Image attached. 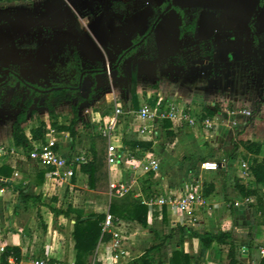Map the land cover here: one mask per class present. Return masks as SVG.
<instances>
[{
  "label": "crops",
  "instance_id": "obj_1",
  "mask_svg": "<svg viewBox=\"0 0 264 264\" xmlns=\"http://www.w3.org/2000/svg\"><path fill=\"white\" fill-rule=\"evenodd\" d=\"M106 1L38 0L0 3V27L5 25L10 28L8 33L11 44L19 42L20 38L24 37V30L34 31L36 28L41 30L37 36L32 34L31 37L28 35L24 37L27 40H24L20 46L5 49V52L11 55V64L22 67L20 73L18 72L19 75L31 84L40 85L33 70L23 69V64L26 61L29 63V61L37 60L38 52L42 48H46L49 54L51 53L49 49L52 50L55 38L58 36H45L44 29L61 30L75 23L78 29L76 28L74 33L80 37L79 30L88 28L94 14L99 10H105ZM120 1H110L111 6L106 12L108 27L114 24L109 21L110 18H114L112 14L118 13L114 9V3H127ZM183 1L185 3L175 5L178 9L174 11L179 16L183 9H191V12L197 9L202 12L211 11L217 15L214 35L216 40L212 44H209V41L198 40L199 21L195 36L190 37L206 45L204 52L212 49V58L204 52L203 56H200V49L190 54H185L187 51H184L177 65L173 63L168 65L169 59L161 66L156 60L144 59L138 64L139 82L148 75L154 81H161L162 86H157L158 82H153L156 85L147 87L145 82L143 86L136 84L135 90H133L134 84L130 89L124 90L120 84L122 80L118 76L124 77L125 69L122 75L119 74L118 69L114 70L115 79L111 74L110 82L103 83L102 74L95 70L99 69V64L105 61L89 57L81 44L74 46L65 43L59 53L62 62L64 59L61 54L73 52V47H77L80 67L81 60L84 58L88 62L92 61L95 66L90 70H84L85 72L80 75L73 67L76 63L71 53L70 68L66 66V63L63 64L67 70H75L74 79H72L74 81L77 79L78 83L63 85L50 82L48 87L53 86L52 84L79 85L78 97L65 100L59 105L53 102L54 118H51L45 106V98H42L40 101L42 107L37 116L33 119L29 116L27 123L23 125L26 134L29 135L32 127L44 122L46 139L49 127L57 130L56 136L60 141L61 156L72 160L85 156L88 160L91 158L92 134H99V128L113 115L116 105H121L123 114L118 118L116 134L121 144L127 149L130 158L141 161L152 155L160 161L159 175L149 173L153 175L149 178L147 184L149 189L147 188L146 191H143V181L148 179L149 174H143L141 170L135 174L133 167L125 160H122L117 167L110 168L108 165L110 182L108 191H95L89 188L88 176L80 170L84 162L73 166L72 179L51 177L48 169L30 160L24 148L13 144V124L23 106V103L17 104V112L9 127L8 136L5 134L6 138H4L1 136L4 132H0V169H4L5 174V176L0 175V190H3L0 191V244L18 247L22 255L20 264H33L36 260H46L49 264H69L70 262L75 264L76 251L72 237L75 222L62 215L56 216L51 207L66 210L68 206H72L85 213L106 215L110 212L114 200L127 197L141 200L143 206L147 207V227L116 216L124 223V229L129 236L127 244L131 253L130 260L143 254L146 249L161 243L165 236L171 235L172 237L167 239L161 249L163 264H172L171 259L176 251L187 254L189 264L228 263L230 245L214 242L209 249L204 250L201 239L191 232L207 236L219 232H230L239 251L244 246L239 238L240 222L243 216L247 219L252 216L249 204L254 202V199H241L236 193L235 184L241 172L239 164L241 162L251 164L256 158L244 150L242 142H261L263 147L257 158L259 161L264 159V5L260 6L261 0L254 9L249 0ZM141 3L130 6V8L133 7L132 11H124L126 15H121L123 20L119 24L118 34L123 38L124 43H131L134 37L133 32L141 30L149 21L136 27L132 24L131 16L147 4L153 6L156 14L154 4H159L160 1L141 0ZM248 11L252 12L249 16ZM118 14L120 16V13ZM162 21L158 26L162 24ZM2 38L4 37L0 35V44H6L7 42ZM185 38L179 37V40L183 41ZM158 47L160 49V45ZM177 52L179 50L176 47L174 54L177 55ZM34 54H36L35 58ZM133 60L134 56L126 61L125 66L130 67ZM174 60L175 58H171V61ZM37 62L50 68L52 60L50 64H44L38 60ZM178 69L184 71L183 75ZM169 71L172 74V79L169 81L176 83L174 87H170L172 83L167 82L168 80L163 81L164 77L170 75ZM237 72L239 81L236 80ZM248 72L249 75H247ZM126 73L129 77L130 72L126 70ZM180 99L187 103L192 115L200 119L204 118L205 113L209 111L215 114V111L209 108V103L216 100L219 101L218 110H222V103H226L228 108L238 111L248 110L253 115L251 109L254 108L258 119L251 121L252 115V118L240 116L246 125L230 128L224 122L226 117H222L223 121L215 123L210 130H206L200 122L193 127L175 125L171 122L172 127L166 129L162 122L156 121L152 123L153 131L144 140L139 132L144 124L137 115L140 107L150 103L153 106L161 104L162 108H165ZM70 102L73 106H70ZM4 105L5 103L0 107V112L3 111ZM76 112L79 119L75 126V136H72L69 131H60L59 127L70 126ZM4 143L9 144V149L2 148ZM218 155L222 156L221 159ZM205 161L218 162L222 164V169L218 172H207L201 169V164ZM135 175L139 182L137 188L122 197L112 195V183L129 182ZM188 188L204 189L205 193L208 192L206 197L209 205V211L199 215L200 219L197 223L189 227L180 225L169 209L165 208L161 217L158 211H151L144 203L152 196H158L165 191L185 192ZM259 188L264 198V184ZM262 239L258 248L264 244ZM109 241L110 239L98 244L91 264L109 263L106 261L110 254ZM245 246L250 247V259L258 261L260 257L258 248L255 249L252 245Z\"/></svg>",
  "mask_w": 264,
  "mask_h": 264
},
{
  "label": "trees",
  "instance_id": "obj_2",
  "mask_svg": "<svg viewBox=\"0 0 264 264\" xmlns=\"http://www.w3.org/2000/svg\"><path fill=\"white\" fill-rule=\"evenodd\" d=\"M123 8V5L118 4ZM264 5V0H261L260 6ZM178 9L177 6L174 7ZM182 10V9H181ZM184 11V12H183ZM181 12V24L179 26V37H194L197 28L198 21L200 18L201 10L197 9L190 15L188 9H183ZM126 13L122 14L125 16ZM73 52H64L61 54L66 66L70 68V56L73 53L74 68L81 75L85 71L81 69L79 62L80 56L77 47H73ZM153 49L154 54H156L157 46L155 43L154 34L151 35L146 41L143 49L149 50ZM205 55L213 57V50L204 52ZM135 54L127 56L118 66L119 74H123L125 63L127 60L131 59ZM155 56V55H154ZM101 72V71H99ZM11 79L0 83V107L5 103V94L9 90L10 86L17 85L19 83L20 88H25L27 92V97H18L14 105L18 103H23L21 112L18 114L16 121L13 124V144L16 147L24 148L28 156L39 144H45L46 142V124L41 122L39 126H34L30 129V134L27 135L25 127L23 126L27 123V118L30 116L31 119L35 118L42 107L40 101L45 98V106L50 112L51 118L55 117V109L53 102L57 105L64 102L65 100L78 97L79 85L75 86H63V85H53L50 87H41L38 84H31L24 80L18 72H13ZM136 84L133 85V90H135ZM93 89V87H92ZM94 92L92 91V95ZM91 98V95H90ZM79 100H81L79 98ZM77 112L75 113V118L70 124V126L59 127L60 131H69L72 136H75V126L78 122ZM208 116H212L213 112H207ZM164 128L170 129L172 123L170 121L162 122ZM244 150L251 155L256 156V158L251 163V171L254 176L253 181H240L236 180V193L237 195L245 199H254V202L249 204V208L252 211V218L255 221V225L260 227L264 226V198L260 194L259 186L264 184V159L262 161L258 160V156L261 154L263 144L261 142H242ZM108 140L100 134L94 133L91 136L90 143V155L91 158L85 161L80 170L82 173L88 176V186L90 189L95 191H108L110 187L109 182V170H108ZM0 175L5 176L4 169H0ZM153 174L148 175V179L143 181V191H146L149 182ZM147 186V187H146ZM149 189V188H148ZM207 191V190H206ZM208 192H206L207 195ZM56 216H64L65 218L75 222L73 230V240L75 242L76 258L75 264H91L94 259L95 251L98 244L101 241L109 240L111 236L103 232V222L106 218L104 214L96 213H85L82 210L74 209L72 206H68L66 210H58L54 207L50 208ZM110 213L130 221H135L141 224L143 227H147V207L143 206L141 200H135L130 197L124 198L122 200H114L111 204ZM87 218V219H83ZM183 230V229H182ZM194 236L201 239L202 249H209L212 243L217 242L220 244L230 245V250L228 253V263L227 264H246L240 259L239 249L236 246L232 233L219 232L213 235H198L191 232ZM172 236L167 235L163 238L162 242L154 245L144 251L143 254L136 256L129 262L125 264H163L161 249L167 239ZM13 257L15 259L14 264H20L22 259L21 250L18 247H6V251L2 255V263L9 264L8 259ZM172 264H189V256L181 251L174 252L172 259ZM95 264H98L95 262ZM260 264H264V259L261 260Z\"/></svg>",
  "mask_w": 264,
  "mask_h": 264
},
{
  "label": "built area",
  "instance_id": "obj_3",
  "mask_svg": "<svg viewBox=\"0 0 264 264\" xmlns=\"http://www.w3.org/2000/svg\"><path fill=\"white\" fill-rule=\"evenodd\" d=\"M8 1L34 2L38 0H0V3ZM106 70L109 75L112 74L113 69H111L109 63L106 64ZM218 104V100L210 102L209 108L213 109L215 114L213 116H208L205 113L204 118L200 119L192 115L191 110L187 107V103L181 99L170 103L165 108H162L163 105L161 104L153 106L150 103H145L137 112L139 119L144 123L139 130L140 135L144 140L147 139L149 134L153 131L152 123L156 121H170L175 125H185L190 127H193L196 123L200 122L204 125L206 130H210L215 123L223 121L221 120L222 117H226L224 122L228 127L238 128L239 126L246 125V122L240 118V116L249 118L252 115L248 110L238 111L236 109L228 108L226 103H222L223 109L218 110ZM122 114L123 107L121 105H116L113 115L109 120L105 121L103 126L98 130L100 135L107 137L108 139L107 155L109 167H117L122 160H125L127 164L133 167L135 174H137L138 170H141V173L143 174L154 173L155 176H158L160 171V161L156 157L150 155L141 161L132 160L127 149L121 144L116 134V127L118 118ZM57 133L56 129L49 127L45 144L37 145V147L30 153L29 158L48 169L51 177L64 180L72 179L74 176L73 166L76 163L81 164L85 162L87 158L85 156H80L72 160L61 156L59 152L60 141L56 136ZM239 168L241 172L238 174V180L244 182L250 181L251 179L254 180L251 171V164L248 162H241ZM201 169L207 172H218L222 169V164L215 161H205L201 164ZM138 185V178L137 175H135L129 182H118L117 184L112 183L111 193L114 196L122 197L134 188H137ZM144 203L149 206L151 211H158L161 217L165 208L169 209L178 223L185 227L197 223L200 219L199 215H204L209 211V205L204 189L194 190L188 188L185 192L165 191L158 196H152L150 200ZM102 226L103 232L111 236L108 244L110 254L106 260L109 262L107 264H125L130 260L131 253L127 244L129 236L124 229V223L108 212L106 213V218ZM6 247L5 244H0V264H3L2 255L6 251ZM258 251L260 256L258 261H252L250 259L251 250L249 246H242L239 254L246 264H260L261 260L264 259V244L258 248ZM8 261L9 264L15 263L13 257H10ZM33 264H49V262L46 260H36ZM69 264L74 263L70 262Z\"/></svg>",
  "mask_w": 264,
  "mask_h": 264
},
{
  "label": "rangeland",
  "instance_id": "obj_4",
  "mask_svg": "<svg viewBox=\"0 0 264 264\" xmlns=\"http://www.w3.org/2000/svg\"><path fill=\"white\" fill-rule=\"evenodd\" d=\"M125 3V8H119L118 3H114V9L116 11H118V13H120V17H122L121 15L124 14L125 12L132 11L133 7L130 8V6L136 4V5H140L141 0H121L120 2ZM149 1V0H148ZM160 4L164 2V0H159ZM251 1L250 3L253 4V9L257 7L259 0H249ZM173 5H181L183 3H185V1L183 0H172ZM154 7L156 8L157 12L154 15V17L150 18L148 23L145 24L142 29L140 30L141 32H144L147 28H149L152 23L155 20V17H157V15L159 14L160 11H162L165 8V5L162 6H158V4H154ZM124 9V11H123ZM114 10V11H115ZM172 12H170L169 14L166 15V17L163 19L162 24L160 26H157L156 28V33H154V38H155V43L157 46V51L156 54H154V51L152 48H150L148 51L147 50H143L141 52H139L138 54H136L134 56V60L132 61L130 67L127 65L124 67L125 69V74L124 77H120L121 81V85L122 88L124 90L126 89H130L131 86L133 84H137L138 86H143V83L146 82L147 87H151L157 84V86H162L160 84V82L158 81H154V79H151L148 75L141 80V82H139V69H138V64L144 60V59H152V60H156L158 61V65L161 66V64L165 63L168 59L169 62H167L168 65L170 64H175L177 65L178 63V59L182 58V53L184 51H190L193 50L194 48H199L200 50V56H203L202 53L204 52L206 45L200 44L196 39H192L190 38V36L186 37L183 41L179 40V34H178V27L180 25V16L177 12L174 11V9L171 10ZM254 11V10H253ZM111 12V10H110ZM217 13V12H216ZM252 12L248 11V16L251 15ZM122 21V20H121ZM80 24V22H79ZM67 25V24H66ZM87 27V26H85ZM76 24L72 23L69 26H66L64 28H62L61 30H53V29H44L45 31V36H58L55 38L54 41V46L51 50H50V54H51V60L52 63L50 65V68H47V66L37 62V60L35 61H26L23 64V69H29V70H33V72L36 74V77H38L39 79V84L43 87H48V85L50 84V82L54 83H62L63 85H69V84H77L78 80L76 79V81H74L73 79V75L75 74V70H67L65 68V65L63 64V62L61 61L60 57H59V53L61 51V49H63V46L65 43L66 44H70V45H78L81 44L83 45V36L86 33L87 28H81L79 30V35L80 37H78L77 35H75L74 31L76 29ZM78 29V28H77ZM10 30V28H7L5 25H2L0 27V35L4 38H2L5 42H7L6 44H0V66H1V74H0V83L5 82L6 80V76L4 75V70L9 69L15 72H19L21 71L22 67H17L15 65L11 64V55L10 53L5 52V49L11 48V47H15V46H20L24 40H27L26 37L27 35L29 37L32 36V34H34V36H37L39 34V32L41 31L40 29L36 28L34 29L35 33L33 30H24L23 32H25L23 34V38H20L19 42H15V43H10V34L8 33ZM156 34H158V39H156ZM44 35V34H43ZM216 40L215 37H213L210 41L209 44H212V42H214ZM160 45V49L159 46ZM208 46V44H207ZM178 48L179 52H177V55L174 54V49ZM155 55V56H154ZM197 55V54H196ZM171 58H175L174 61H171ZM177 58V59H176ZM30 64H32L30 66ZM180 64V63H179ZM104 63L99 64V68H103ZM182 65V64H181ZM94 63L88 62V60H86L85 58L81 60V68L83 70H90L91 67H94ZM126 70H128L130 72L129 77H127V73ZM180 71V74L183 75V72L181 69H178ZM160 72V71H159ZM177 71H175L176 73ZM107 73V74H106ZM102 77H103V83H107V81L110 80V75L108 74V72H102ZM169 76H166L163 78V81H167L170 82V84L172 83V85H168L170 87H174V85L176 83H174L173 81H169L172 79L171 77V71H169ZM249 75V72L248 74ZM62 76V77H61ZM65 76V77H64ZM112 77H114V71H112ZM61 78V79H60ZM73 78V79H72ZM73 81H72V80ZM115 79V77H114ZM236 80L239 81V76H238V72H237V77ZM11 81H14L13 79H11ZM250 82V80H248ZM48 82V83H46ZM110 82V81H109ZM153 82H158V83H153ZM88 83V81H87ZM90 83H92V81H90ZM54 85V84H52ZM250 85V84H249ZM249 87V86H248ZM120 88V87H119ZM23 97L26 98L27 97V92L25 88H20L19 85L17 84L16 86H10L9 90L7 91V93L5 94V105L2 108L3 111L0 112V132L3 133V135L1 134V136H4V138H6V135L8 136V130L9 127L11 125V123L13 122V120L15 119V115L17 112V104L14 105L15 100L18 97ZM21 106V105H19ZM70 106L72 105V102H70ZM250 108V107H249ZM251 109V108H250ZM253 110V115H252V120L258 119L257 116V112L256 110L253 108L251 109ZM6 134V135H5ZM2 148L4 150L9 149V144L6 145L4 143V145L2 146ZM218 157L221 159V155H218ZM233 165V164H232ZM241 231L239 232V238L242 241V244L245 245H252L255 249H257L260 245V240L263 238L264 236V226H256L255 225V221L253 220L252 216L247 219L245 216H243L242 220H241ZM261 238V239H260ZM264 239V238H263ZM262 239V240H263Z\"/></svg>",
  "mask_w": 264,
  "mask_h": 264
},
{
  "label": "flooded vegetation",
  "instance_id": "obj_5",
  "mask_svg": "<svg viewBox=\"0 0 264 264\" xmlns=\"http://www.w3.org/2000/svg\"><path fill=\"white\" fill-rule=\"evenodd\" d=\"M111 0H107L106 1V6H105V10H99L97 13H95L94 18H97L100 14H102V12H107L109 10V7L111 6ZM129 1V0H128ZM113 3V2H112ZM123 8H125L124 4ZM165 5V8L159 12V14L157 15V17L155 18L154 22L152 23V25L147 28L144 32L139 31H135L133 32V40L131 43H124L123 38L119 37L118 34V29H119V24L122 22L121 20H123V17H120L118 13H113L112 16L115 19V22H113L114 24L109 26V30H110V37L108 39V49L106 50V53L108 55V58H106L104 61V65L103 68H99L96 69L95 71H101L102 72H107L106 70V64L109 63L111 65V69H113L112 71L116 70L118 68V66L120 65V63L129 55L131 54H138L139 52L143 51V47L146 43V41L148 40V38L154 34L157 26L159 25V23L166 17V15L171 12L172 9H175V5H173L172 0H164L163 3H159L158 6H162ZM108 7V9H107ZM124 11V9H123ZM190 15L192 14L191 9H188L187 11ZM202 13V10H201ZM200 13V15H201ZM163 17L161 19H159V17L162 15ZM101 21L102 19H100L98 22H96L94 24V30H97L99 37L102 41H105L106 39V34L104 33L103 30L100 29L101 26ZM133 26L134 23L132 22ZM199 50V48H198ZM49 51L46 48H42L39 52H38V56H43L45 54H47ZM134 55V56H135ZM1 67V66H0ZM9 69L4 70V75L6 76V80H11V76L12 73L14 71L9 70V74L6 73V71ZM2 71V69H1ZM107 74V73H106Z\"/></svg>",
  "mask_w": 264,
  "mask_h": 264
},
{
  "label": "water",
  "instance_id": "obj_6",
  "mask_svg": "<svg viewBox=\"0 0 264 264\" xmlns=\"http://www.w3.org/2000/svg\"><path fill=\"white\" fill-rule=\"evenodd\" d=\"M108 9V7H107ZM155 14V10L152 5L147 4L139 11L135 12L131 16V20L134 23L136 27L141 26L145 22H147L150 18H152ZM164 14H162L159 19L163 17ZM100 19L101 26L100 29L104 31L106 34L105 41H102L99 37V34L97 30H94V24L98 22ZM111 22H115L114 18H110ZM216 24H217V15L214 12L211 11H203L200 15L199 20V28H198V40L200 42H208L210 41L215 33H216ZM110 37V30L107 25L106 21V13L102 12L97 18H95L88 26L86 33L83 36V49L86 52V54L96 60L103 61L106 58H108V55L106 53V50L108 47V39ZM198 51V48L193 49L191 51L185 52V54H190L191 52ZM36 57V54H34V58ZM38 61L43 62L44 64H50V54L49 52L43 56L37 57ZM7 74H9V70L6 71ZM0 74H1V67H0ZM87 219V218H83Z\"/></svg>",
  "mask_w": 264,
  "mask_h": 264
}]
</instances>
